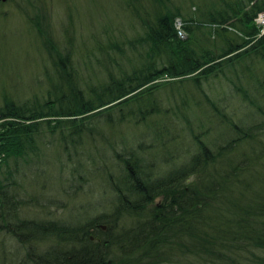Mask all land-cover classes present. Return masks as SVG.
Instances as JSON below:
<instances>
[{
    "label": "trees",
    "instance_id": "16d2710c",
    "mask_svg": "<svg viewBox=\"0 0 264 264\" xmlns=\"http://www.w3.org/2000/svg\"><path fill=\"white\" fill-rule=\"evenodd\" d=\"M191 1L194 10L154 0L150 17L127 0L141 32L111 37L97 47L103 56L93 52V59L87 47L76 56L72 47L47 39L49 87L33 99L2 93L0 231L26 249L22 264H264V105L249 92L264 87L257 64L264 61V34L254 20L264 0ZM177 17L185 37L177 35ZM210 76L225 77L259 113H228L226 97L219 104L202 86ZM185 83L200 89L203 99L186 93ZM166 84L174 100L180 98L171 107L156 96ZM205 102L212 108L207 119L219 125L212 137L191 106ZM176 136L174 153L166 152ZM53 140L67 159L90 161L88 173L109 188L93 204L102 210L24 215L25 202L12 187L20 162L30 166ZM159 146L165 152L147 154Z\"/></svg>",
    "mask_w": 264,
    "mask_h": 264
},
{
    "label": "rangeland",
    "instance_id": "374dc122",
    "mask_svg": "<svg viewBox=\"0 0 264 264\" xmlns=\"http://www.w3.org/2000/svg\"><path fill=\"white\" fill-rule=\"evenodd\" d=\"M135 1L139 4L143 15L151 13L150 17H152L155 11L154 0ZM163 1L169 6L182 4L181 6L185 5L190 10L195 9L191 0ZM128 5L127 0H0V102L3 92L18 100L33 99L34 94H41L49 87L47 69L53 73V67L45 49L47 39L54 40L60 46L72 47L76 56L84 55L83 47H87L90 49L89 56L93 59L95 56L93 52L103 56L104 52L97 47H105L112 43L111 37L122 38L125 35L141 32L143 28L140 19L130 14ZM36 18L42 19L40 20L43 23L42 29H46L43 33L37 30ZM176 19L182 22L180 17ZM229 32H237L236 36L239 35L235 29ZM129 54L127 52L128 56ZM128 56L122 55L120 60L129 63ZM257 64L261 68L258 74L262 75L264 61L258 60ZM236 69L246 75L241 64L237 65ZM225 71L229 77H235L232 67L225 68ZM86 73V70H80L81 76L86 77ZM91 76L97 81L99 71L93 70ZM167 78L168 76H165L162 79ZM241 79L247 81L245 76H241ZM185 85L186 93L189 95L195 93L197 98L203 99L200 89L191 83ZM202 86L219 104L223 103L221 97L225 96V109L234 117L250 111L259 113L256 106L247 100L241 101L239 94L232 92L231 85L223 76H210L202 82ZM170 89L166 84L159 87V91L156 90V96L165 107H171L175 101L180 100L178 95L174 100ZM249 92L259 97L261 105H264L263 86L251 87ZM191 106L192 110L200 111L197 113L203 119L204 125L208 126L209 136H215L219 132L217 130L219 125L214 119H207V111L211 108L209 104L202 103L199 108ZM160 114L162 110L155 112L154 117ZM140 127L144 128V125ZM119 132L116 130V133ZM173 141L174 143L170 142L166 147L170 148L166 152L175 149L174 144H179L180 137L176 136ZM55 145L56 140L47 141L44 145L46 154L36 159L30 166L20 162L22 173L17 178L18 184L12 187L18 193V198L25 202L22 208L26 211L25 216L38 218L48 214V217H69L72 212L96 207L93 204L108 196L110 190L106 184L101 186L99 176L90 175L86 170L92 165H87L90 161L78 164L74 159L69 160L66 154L56 149ZM181 146L184 148V143ZM146 151L150 156L151 151L155 154L165 152L162 146L149 148ZM157 158V162L163 161L160 157ZM1 174L2 169L0 176ZM88 209L93 213L95 210H102V206ZM25 250L22 248L18 250L11 235L0 231V264H22Z\"/></svg>",
    "mask_w": 264,
    "mask_h": 264
},
{
    "label": "built area",
    "instance_id": "2783aa9c",
    "mask_svg": "<svg viewBox=\"0 0 264 264\" xmlns=\"http://www.w3.org/2000/svg\"><path fill=\"white\" fill-rule=\"evenodd\" d=\"M255 20L257 22V24L260 26V33H264V10L260 11L257 16L255 17ZM175 26L177 29V34L181 37L184 36V30L182 28V22L179 19H176L175 21ZM2 120V118L0 117V121Z\"/></svg>",
    "mask_w": 264,
    "mask_h": 264
}]
</instances>
